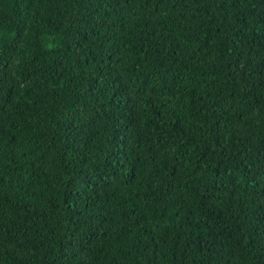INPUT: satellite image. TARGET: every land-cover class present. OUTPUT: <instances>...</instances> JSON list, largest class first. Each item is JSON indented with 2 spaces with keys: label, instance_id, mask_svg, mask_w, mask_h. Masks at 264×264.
<instances>
[{
  "label": "trees",
  "instance_id": "16d2710c",
  "mask_svg": "<svg viewBox=\"0 0 264 264\" xmlns=\"http://www.w3.org/2000/svg\"><path fill=\"white\" fill-rule=\"evenodd\" d=\"M0 264H264V0H0Z\"/></svg>",
  "mask_w": 264,
  "mask_h": 264
}]
</instances>
